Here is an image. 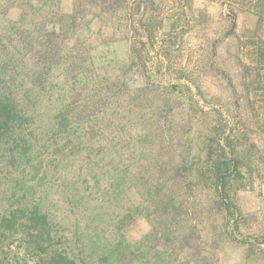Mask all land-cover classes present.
Returning a JSON list of instances; mask_svg holds the SVG:
<instances>
[{
	"label": "trees",
	"instance_id": "obj_1",
	"mask_svg": "<svg viewBox=\"0 0 264 264\" xmlns=\"http://www.w3.org/2000/svg\"><path fill=\"white\" fill-rule=\"evenodd\" d=\"M231 1L247 6L256 19L252 42L239 47L238 78L227 83L232 111L212 102L216 94L195 93L179 82L154 84L146 64L134 62L142 50L128 44L138 32L136 1L72 0V11L62 14L61 0H0L5 10L11 3L28 7L31 19L24 38L12 45L16 54L9 53L12 64L29 62L31 69L0 83V161L6 167L0 178V264H144L147 236L128 240L130 223L148 217L151 205L160 219L189 220L187 201L198 189L208 191L210 204L199 210L197 222L212 216L230 235V220L242 215L233 190L252 178L261 153L257 143L264 150V0ZM19 29L0 9V44ZM95 106L103 114L101 132L111 138L104 143L88 139L93 127L82 119ZM100 144L106 152L99 155L94 145ZM120 172L130 175L128 186L126 180L109 183V174ZM53 187L67 203L95 190L113 201L134 193L140 202L121 208L107 230L90 210V231L65 233L57 203L43 195ZM167 229L158 221L152 230L165 236Z\"/></svg>",
	"mask_w": 264,
	"mask_h": 264
},
{
	"label": "rangeland",
	"instance_id": "obj_2",
	"mask_svg": "<svg viewBox=\"0 0 264 264\" xmlns=\"http://www.w3.org/2000/svg\"><path fill=\"white\" fill-rule=\"evenodd\" d=\"M71 1L61 0L62 14L72 11ZM133 1H136L134 5L136 3L139 5V8H135L133 21L138 32L131 36L128 44L133 42L138 49L142 48L141 52L137 51L139 58L134 62L146 64L154 84L184 83L195 93L200 89L204 93L216 94L218 100H212L215 105L224 102L223 105L228 109H233L228 100L231 90L227 83L238 78L239 47L252 42L249 36L256 23L255 17L247 11V6L231 0H144L143 4L140 0ZM0 9L4 10L5 17L11 20L14 26L21 28L16 34L13 30L8 32L6 34L8 39L0 44V83H4L9 75L22 78L31 69L29 62L12 64L9 61V53L16 54L17 51L16 47L15 50L12 49L14 47L12 45L18 38L20 40L21 37L24 38L31 19L28 7L11 3L6 10L2 7ZM31 10L35 11V8ZM145 12L146 21L142 15ZM233 22L236 23L235 28L231 27ZM140 23L147 25L150 31L144 30ZM115 48L117 54H123V42H119ZM16 84H19V80ZM218 91L223 94L220 95ZM92 108L93 114L85 117L84 113L82 117L86 126L93 127L88 139L104 143L106 137L110 138V134L103 135L100 129L103 126L101 106ZM177 109L181 112L186 110L184 105H177ZM128 127L132 138L135 139L136 126L130 124ZM181 127L177 131H180ZM257 146L261 153L257 156V167L252 178L242 187L233 190L242 215L230 220V235L226 237L224 230L222 231L223 224L212 216L203 214L202 223L197 222L196 215L199 210H207L210 204L208 191L198 189L190 194L192 197L187 201L189 220L176 218V221H179L176 224L168 215L160 219L159 213L154 212L151 205L150 211L146 214L148 217L139 216L130 223L125 232L128 240L135 243L143 236H147L149 243L148 248H145L147 255L144 264H264V150L260 143H257ZM94 148L99 151V155L106 152V148L102 149L101 144L94 145ZM107 162L101 166L102 171L114 167L115 161L110 166H105ZM66 172L73 173L74 169L68 167ZM5 174L6 167L1 165L0 161V178ZM109 175L112 179L109 183L115 179L121 184L126 180L124 186L130 184L129 174L120 172ZM109 183H102L103 187H108L106 184ZM39 188L42 191V185ZM53 188L44 191L43 195L47 193L46 198L50 199L51 203L53 200L57 203L62 212L61 217L66 219L59 221L61 227L68 231L65 233L90 231L88 225L90 210H95L94 220L98 222L99 227L107 230L121 208H128L140 202L134 193L127 192L118 201H113L108 199L106 194L101 195L103 191L95 190L88 199L82 196L67 203L62 199L59 190ZM60 212L57 211V214ZM158 221L160 225L168 228L165 236L153 234L152 229L157 228ZM194 223L197 227L194 229L195 232L188 231L186 227ZM175 238L178 239L176 242ZM139 262L136 260L134 264Z\"/></svg>",
	"mask_w": 264,
	"mask_h": 264
}]
</instances>
